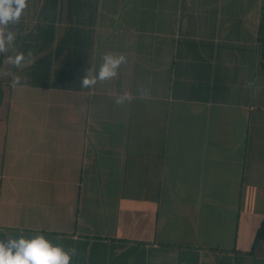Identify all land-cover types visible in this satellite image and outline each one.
<instances>
[{
	"label": "crops",
	"instance_id": "obj_1",
	"mask_svg": "<svg viewBox=\"0 0 264 264\" xmlns=\"http://www.w3.org/2000/svg\"><path fill=\"white\" fill-rule=\"evenodd\" d=\"M263 3L27 0L0 53V240L44 236L71 264H264ZM105 53L127 63L82 89Z\"/></svg>",
	"mask_w": 264,
	"mask_h": 264
},
{
	"label": "clouds",
	"instance_id": "obj_2",
	"mask_svg": "<svg viewBox=\"0 0 264 264\" xmlns=\"http://www.w3.org/2000/svg\"><path fill=\"white\" fill-rule=\"evenodd\" d=\"M27 5V0H0V53L8 52V45L15 40V33L8 30L11 23L19 20L21 13ZM33 53L29 51L27 57H32ZM7 63L19 69L26 61L24 52H17L15 55L6 57ZM98 69L90 66L86 69L85 74L80 81L82 89L94 88L97 83L110 81L114 79L121 65L127 63V57L123 54L114 55L105 53ZM6 75L12 76L11 73ZM10 86H24L22 77L14 76L10 81ZM132 97L129 93L124 92L118 95L114 102L123 104ZM75 249L70 252L65 251L58 245H53L44 236H36L33 239L9 238L0 240V264H71L72 256Z\"/></svg>",
	"mask_w": 264,
	"mask_h": 264
},
{
	"label": "trees",
	"instance_id": "obj_3",
	"mask_svg": "<svg viewBox=\"0 0 264 264\" xmlns=\"http://www.w3.org/2000/svg\"><path fill=\"white\" fill-rule=\"evenodd\" d=\"M257 42L260 45L261 56H262V66L264 67V3L262 7L261 17L257 30ZM2 98V94L0 92V101Z\"/></svg>",
	"mask_w": 264,
	"mask_h": 264
}]
</instances>
